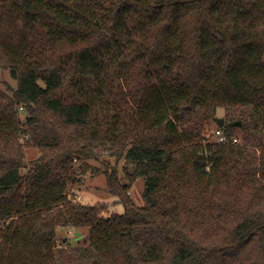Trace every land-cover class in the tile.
Listing matches in <instances>:
<instances>
[{
	"label": "trees",
	"instance_id": "obj_1",
	"mask_svg": "<svg viewBox=\"0 0 264 264\" xmlns=\"http://www.w3.org/2000/svg\"><path fill=\"white\" fill-rule=\"evenodd\" d=\"M0 67V264H264V0H0ZM105 154L110 217L70 196Z\"/></svg>",
	"mask_w": 264,
	"mask_h": 264
},
{
	"label": "rangeland",
	"instance_id": "obj_2",
	"mask_svg": "<svg viewBox=\"0 0 264 264\" xmlns=\"http://www.w3.org/2000/svg\"><path fill=\"white\" fill-rule=\"evenodd\" d=\"M0 83L3 88L8 85L15 86L16 82L12 79L10 70L8 68L0 67ZM24 111H20V117L24 120ZM242 115L241 109H219L218 117L227 118L229 121L241 120L240 116ZM227 121V120H226ZM223 127L224 129L227 127ZM217 123L213 122L208 125L203 134L206 140H211L217 138L216 128ZM223 129V130H224ZM234 134L242 135L243 129L241 126L235 127L232 130ZM40 153L37 149L29 148L27 149V162L38 158ZM93 165L96 167L94 171L88 172L85 176L82 177L81 181L73 185L70 189V196L76 201L86 204L93 205H103L105 208L101 212V216L110 217L114 212L122 213L125 210L123 203L115 204L116 196L111 194L108 191V174L116 173L119 177V181L122 183H127L130 181L128 176L129 172L133 171V165L129 163L124 158H118L111 156L110 154H105L99 161H94ZM145 188V181L142 177L136 178L132 187L128 190V195L137 205H144L143 191ZM60 236L58 237V243H62L65 238L70 239V250L73 251L76 255H81V248H84L86 244L83 243L86 235L75 236L67 229L59 230Z\"/></svg>",
	"mask_w": 264,
	"mask_h": 264
},
{
	"label": "built area",
	"instance_id": "obj_3",
	"mask_svg": "<svg viewBox=\"0 0 264 264\" xmlns=\"http://www.w3.org/2000/svg\"><path fill=\"white\" fill-rule=\"evenodd\" d=\"M216 135H217V141L218 142H227L229 140V137L225 134V131L222 128H218L216 130ZM233 142L238 143L239 139L238 138H233Z\"/></svg>",
	"mask_w": 264,
	"mask_h": 264
},
{
	"label": "water",
	"instance_id": "obj_4",
	"mask_svg": "<svg viewBox=\"0 0 264 264\" xmlns=\"http://www.w3.org/2000/svg\"><path fill=\"white\" fill-rule=\"evenodd\" d=\"M216 122H217V125L220 128L224 127V125H225V119L222 118V117L217 118ZM241 124H242L241 121H235L231 125L234 126V127H238V126H241ZM76 235L80 236V238L83 237V236L80 235L79 232L76 233Z\"/></svg>",
	"mask_w": 264,
	"mask_h": 264
}]
</instances>
